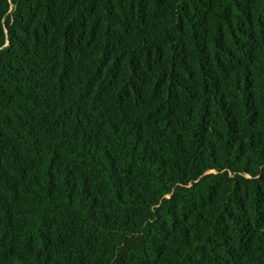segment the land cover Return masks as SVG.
I'll list each match as a JSON object with an SVG mask.
<instances>
[{
	"label": "trees",
	"instance_id": "1",
	"mask_svg": "<svg viewBox=\"0 0 264 264\" xmlns=\"http://www.w3.org/2000/svg\"><path fill=\"white\" fill-rule=\"evenodd\" d=\"M0 264H264V0H0Z\"/></svg>",
	"mask_w": 264,
	"mask_h": 264
}]
</instances>
